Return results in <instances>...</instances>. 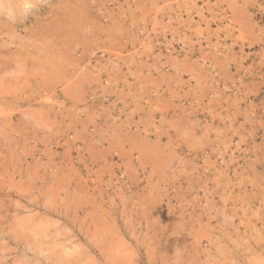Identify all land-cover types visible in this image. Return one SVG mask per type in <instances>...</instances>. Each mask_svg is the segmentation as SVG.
Segmentation results:
<instances>
[{"label":"rangeland","instance_id":"1","mask_svg":"<svg viewBox=\"0 0 264 264\" xmlns=\"http://www.w3.org/2000/svg\"><path fill=\"white\" fill-rule=\"evenodd\" d=\"M11 2L0 264H264V0Z\"/></svg>","mask_w":264,"mask_h":264},{"label":"bare ground","instance_id":"2","mask_svg":"<svg viewBox=\"0 0 264 264\" xmlns=\"http://www.w3.org/2000/svg\"><path fill=\"white\" fill-rule=\"evenodd\" d=\"M12 0H0V10H2V12L5 10H7L6 12H8V13H13L14 11H16V10H14V8H13V6H12V2H11ZM18 4H20V3H18ZM66 6V5H65ZM89 7V6H88ZM87 7V8H88ZM11 8H13V9H11ZM90 8V7H89ZM16 9V8H15ZM87 10V9H86ZM89 10V9H88ZM92 10V9H91ZM4 11V12H5ZM6 14V13H5ZM74 14V13H73ZM82 15V14H81ZM80 15V16H81ZM9 16V15H8ZM11 16V15H10ZM15 16V15H14ZM74 15H70L69 16V18H71V17H73ZM87 17V16H86ZM68 18V16H66V18H63V20H61V21H64V23H65V26H67V24H71V20L69 19H67ZM91 18V17H90ZM103 18V17H102ZM54 20V19H53ZM60 21V20H59ZM86 22H88L87 21V19H86ZM67 23V24H66ZM73 23V25L75 26V23L74 22H72ZM63 25V24H62ZM91 25V24H90ZM93 27V26H92ZM95 27V26H94ZM80 28H82V27H80ZM59 29V28H58ZM82 33V32H81ZM48 34H49V32H48ZM78 34V33H77ZM100 34V33H99ZM54 35V34H53ZM98 35V34H97ZM60 36V35H59ZM52 37V36H51ZM60 39V38H59ZM98 41V40H97ZM48 47V46H47ZM41 53V52H40ZM23 61V60H22ZM67 62V61H66ZM72 63V62H71ZM10 66V65H9ZM82 69V68H81ZM65 72V71H64ZM83 74V73H82ZM81 78V77H80ZM75 80V79H74ZM83 80V79H82ZM86 81V80H85ZM84 81V82H85ZM62 82V81H61ZM86 87V86H85ZM52 92V91H51ZM69 93V92H68ZM12 94V93H11ZM8 95V94H7ZM60 96H61V94H60ZM39 97V96H38ZM44 98V97H43ZM45 100V99H44ZM41 101V100H40ZM43 102V101H42ZM48 102V101H47ZM150 104V103H149ZM38 105V104H37ZM44 106V105H43ZM45 107V106H44ZM45 110V109H44ZM46 110H48V109H46ZM45 110V111H46ZM51 110V109H50ZM50 110H48V111H50ZM53 111V110H52ZM47 112V111H46ZM65 113V112H64ZM66 114V113H65ZM65 117V116H64ZM49 121V120H48ZM187 128H188V126H187ZM186 129V128H185ZM140 133V132H139Z\"/></svg>","mask_w":264,"mask_h":264}]
</instances>
